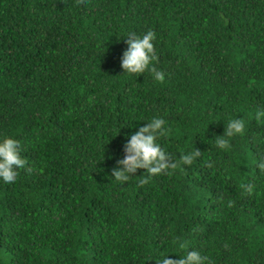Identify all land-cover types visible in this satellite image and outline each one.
<instances>
[{
  "label": "trees",
  "instance_id": "trees-1",
  "mask_svg": "<svg viewBox=\"0 0 264 264\" xmlns=\"http://www.w3.org/2000/svg\"><path fill=\"white\" fill-rule=\"evenodd\" d=\"M149 28L160 81L121 67L126 34ZM153 116L175 160L200 156L115 182L126 134ZM236 117L243 132L219 147ZM3 135L30 171L0 181V264H156L191 249L264 264V0H0Z\"/></svg>",
  "mask_w": 264,
  "mask_h": 264
},
{
  "label": "clouds",
  "instance_id": "clouds-1",
  "mask_svg": "<svg viewBox=\"0 0 264 264\" xmlns=\"http://www.w3.org/2000/svg\"><path fill=\"white\" fill-rule=\"evenodd\" d=\"M126 35L127 47L120 58L124 73L135 77L147 71L152 74L153 79L163 80L164 73L157 70L153 64L158 59L155 46L157 33L149 28L140 34L131 31ZM166 125L167 121L163 117L153 116L136 131L126 134L123 156L115 160V166L111 169V177L115 182L121 185L126 184L135 176L138 169H144L143 174L146 175L139 183L145 184L153 176L176 169L179 163L191 165L194 159L200 156V150L195 148L188 152L181 151L179 161L175 160L173 154L162 147L159 142L160 138L168 132ZM244 127V121L240 117L229 119L221 138L216 140L217 145L224 147L228 140L223 137H232L242 133ZM26 164L27 161L22 156L20 140L11 135L0 136V181L5 184L14 183L19 171L26 169ZM259 166L264 168V160ZM26 170L30 171V169ZM248 190L251 191V188L249 187ZM168 254L162 252L155 258L156 264H206V262L210 264L208 257L196 249L186 250V253L179 254L178 258H172Z\"/></svg>",
  "mask_w": 264,
  "mask_h": 264
}]
</instances>
